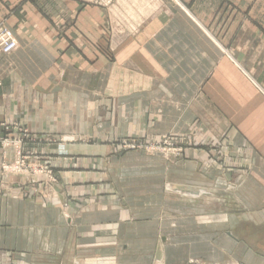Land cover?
I'll list each match as a JSON object with an SVG mask.
<instances>
[{"label":"crops","instance_id":"crops-1","mask_svg":"<svg viewBox=\"0 0 264 264\" xmlns=\"http://www.w3.org/2000/svg\"><path fill=\"white\" fill-rule=\"evenodd\" d=\"M1 26L0 139L56 182L0 141V264H264V0H0Z\"/></svg>","mask_w":264,"mask_h":264},{"label":"built area","instance_id":"built-area-1","mask_svg":"<svg viewBox=\"0 0 264 264\" xmlns=\"http://www.w3.org/2000/svg\"><path fill=\"white\" fill-rule=\"evenodd\" d=\"M111 3V0H108V4ZM18 49V42L13 34V32L5 27H0V53L3 55H10L14 51ZM22 139L16 145L18 160L16 163L10 167V165H3L4 173L8 174H26V171L29 169V166L26 164V160L30 157H33V154L23 153V143L26 139L29 138L27 131L23 132ZM32 140V139H31ZM33 141V140H32ZM123 150L126 151H142L151 155L162 154L164 157L178 158L182 151L177 146V144L169 138H166L162 142H150L144 143L141 140H130L124 141L120 146ZM42 167H40V172H36L35 174L43 173ZM45 172V171H44Z\"/></svg>","mask_w":264,"mask_h":264},{"label":"rangeland","instance_id":"rangeland-1","mask_svg":"<svg viewBox=\"0 0 264 264\" xmlns=\"http://www.w3.org/2000/svg\"><path fill=\"white\" fill-rule=\"evenodd\" d=\"M119 20H122L123 21V23H125L124 25H123V27L122 28H119V30H122L123 29V31L124 32H135L136 31V28L135 27H133V26H131L130 24H128V21L130 20V17H127V16H119V18H118ZM127 28V29H126ZM15 127H17V126H15ZM23 132H25V130H20V133H21V135L19 136V137H17V138H13V139H9V138H1L0 139V141H1V143L3 144V146L6 148V147H9V146H13L15 149H16V145L18 144V142L22 139V137H23ZM130 140H136V139H125V140H121L120 142H118V145H119V147L123 144V142L124 141H130ZM27 142H33L32 140H31V138L29 137L28 139H26V141H24V143H23V146H24V148H23V153H28V151L26 150V146H27ZM121 148V147H120ZM122 149V148H121ZM123 150V149H122ZM123 151H125V152H132V151H126V150H123ZM16 153H17V150H16ZM31 159H32V157H30V158H28L27 160H26V164L29 166V169L26 171V175H31V176H36V177H44L45 178V181L44 182H48V183H51V182H56V180L54 179V176L52 175V173H51V170L50 169H47V166L44 164H40V163H38V162H36L34 159L32 160V161H34V162H32L31 161ZM18 160V156L16 155V159H15V161L14 162H11V163H9L8 165H10V167H12L15 163H16V161ZM5 164H7V163H3L2 164V166H1V172H2V174L5 176H12V175H15V174H8V173H4V171H3V165H5ZM40 167H42V168H44L43 169V173H40V174H35L36 172H40ZM45 171V172H44ZM189 264H204V263H201L200 261H198V260H191L190 262H189Z\"/></svg>","mask_w":264,"mask_h":264}]
</instances>
